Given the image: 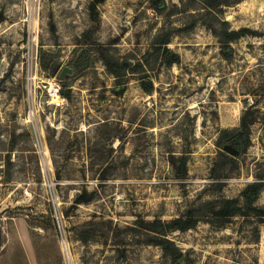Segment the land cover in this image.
Segmentation results:
<instances>
[{"label":"rangeland","instance_id":"obj_1","mask_svg":"<svg viewBox=\"0 0 264 264\" xmlns=\"http://www.w3.org/2000/svg\"><path fill=\"white\" fill-rule=\"evenodd\" d=\"M228 1L0 0V264H264L247 209L167 235L178 260L156 245L164 222L263 183L264 0ZM217 19L247 30L229 58ZM162 34L179 63L152 59L146 79L117 80L90 49L136 64ZM225 146L234 163L215 170Z\"/></svg>","mask_w":264,"mask_h":264},{"label":"trees","instance_id":"obj_2","mask_svg":"<svg viewBox=\"0 0 264 264\" xmlns=\"http://www.w3.org/2000/svg\"><path fill=\"white\" fill-rule=\"evenodd\" d=\"M236 3L245 1V0H233ZM231 3L228 0H208V8L212 13H217L218 11L222 12V7H229ZM217 24H209L213 27L215 35L219 38L222 50L225 53L227 58L230 57L229 50L231 49L230 44L241 37H243L247 30H229L227 28L228 23L216 20ZM170 42L169 35H159L156 38L154 43V48L152 52L148 55L149 57L145 58L143 62H137L136 64L131 63L128 60H123L119 62L115 60L109 53V50L98 44L94 43L90 49L95 53L100 55L101 60L104 62V65L117 80H123L130 73H137L139 71L143 72L145 79L149 78L146 71L143 70L144 67H150V62H158L159 60H165L168 64L179 63V56L167 48V44ZM40 65L43 71L49 73L52 76L57 75L60 65L58 62H55V57L51 56L48 53L42 52L40 55ZM148 83V84H147ZM145 91L150 93L153 90V84L146 80ZM244 125V121H242ZM229 130H224L223 133H227ZM233 157L229 155L226 151H219L217 154V163L215 170L226 168L231 166L234 161ZM264 188L263 183H255L249 185L243 192L241 198L242 200H228V199H219L216 201H208L198 207L195 210L189 211L186 215L181 218L172 220L170 222L163 223L162 232L158 233L160 240H157L156 245L161 246L164 255L171 257L173 260H178L182 257L181 252L174 242L165 238L167 235L175 232H185L191 229H194L201 218H207L218 225H224L229 220L245 215V209L249 212L254 211L258 212L261 216L264 217V211L257 210L254 208V203L260 196ZM162 237V238H161Z\"/></svg>","mask_w":264,"mask_h":264},{"label":"built area","instance_id":"obj_3","mask_svg":"<svg viewBox=\"0 0 264 264\" xmlns=\"http://www.w3.org/2000/svg\"><path fill=\"white\" fill-rule=\"evenodd\" d=\"M48 92L51 99H56L57 97H61L60 89L56 85H52ZM263 183H264V179H263Z\"/></svg>","mask_w":264,"mask_h":264},{"label":"water","instance_id":"obj_4","mask_svg":"<svg viewBox=\"0 0 264 264\" xmlns=\"http://www.w3.org/2000/svg\"><path fill=\"white\" fill-rule=\"evenodd\" d=\"M224 150L226 152H228L229 154H233V155L237 154V151L234 148H232L231 146H225Z\"/></svg>","mask_w":264,"mask_h":264},{"label":"bare ground","instance_id":"obj_5","mask_svg":"<svg viewBox=\"0 0 264 264\" xmlns=\"http://www.w3.org/2000/svg\"><path fill=\"white\" fill-rule=\"evenodd\" d=\"M56 100H57V101L60 100V97H57ZM65 246H66V245H65ZM64 249H65L66 255H68V254H67V253H68V252H67V248L64 247ZM68 257H69V256H68Z\"/></svg>","mask_w":264,"mask_h":264}]
</instances>
